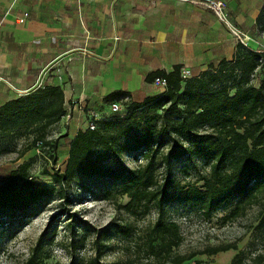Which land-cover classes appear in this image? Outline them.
Wrapping results in <instances>:
<instances>
[{
  "label": "trees",
  "instance_id": "1",
  "mask_svg": "<svg viewBox=\"0 0 264 264\" xmlns=\"http://www.w3.org/2000/svg\"><path fill=\"white\" fill-rule=\"evenodd\" d=\"M259 34H264V7L257 20ZM181 66L173 72L157 71L146 81L153 84L158 78L164 79L168 88L159 95L148 98L143 103H132L130 112L148 110L157 112L164 106L174 111L179 119L170 127L168 134L182 138L188 146L176 153L171 148L165 156L170 165L175 159L196 154L209 170L202 177V186L188 183L178 191L182 202L200 206L208 218L219 209L235 203V207L224 217V221L234 222L246 215L255 206L264 207V50L246 48L238 43L232 61L223 60L211 64L198 76H193V88L184 90ZM256 75L262 78L258 86L254 84ZM128 95L117 93L107 101L124 100ZM119 103V102H116ZM122 104V103H120ZM183 104L184 109L180 105ZM115 120L102 122L94 131H80L72 142L68 154L66 170L62 172L58 164V140L53 139V129L66 116L65 95L60 86H43L24 96H16L0 107V135L25 137L30 150L42 146L51 150L49 159L52 171L44 174L60 186L64 203L70 204L66 186L78 175L89 178H109L123 181L121 195L130 202L124 208L135 205H157L159 216L151 227L146 240L149 257L154 264H185L197 255H183L179 252L184 238L179 225L164 217L163 209L170 202L169 181L159 183L153 173L151 155L155 147L164 146L165 138L155 137V129L148 127L142 140L134 150L143 149L145 166L129 171L121 165L107 168L95 153L118 161L119 156L111 154L119 148L118 137L111 130L120 124L121 114ZM63 138V137H61ZM157 150V151H158ZM101 155V154H100ZM24 153L19 155V159ZM31 163H24L13 170L0 187V213L27 211L41 200L54 194L53 189L35 186L29 176ZM261 224V223H260ZM237 251L236 244H226L209 248L204 254L215 256L220 253ZM25 264H35L30 257ZM231 264H264V255L247 256L239 252Z\"/></svg>",
  "mask_w": 264,
  "mask_h": 264
},
{
  "label": "rangeland",
  "instance_id": "2",
  "mask_svg": "<svg viewBox=\"0 0 264 264\" xmlns=\"http://www.w3.org/2000/svg\"><path fill=\"white\" fill-rule=\"evenodd\" d=\"M224 4L225 16L229 21L228 6ZM222 24L229 30L227 25ZM229 33L238 42L230 30ZM247 37L250 38L251 49L264 50V34L257 31L253 37ZM215 62L217 65L219 60ZM261 78V75H256L255 86L259 85ZM192 81L189 79L184 83L185 91L193 88ZM122 101L117 102L122 103L120 114L123 118L111 130V134L118 137L119 144V148L114 147L111 154L115 157L118 155L119 159L107 158L101 153L102 149L95 153V157L101 159L107 168L121 165L129 171H135L147 163L143 149L134 150L142 140L144 131L153 127L155 137L165 138L163 147L159 150L158 146L155 147L151 161L159 183L169 181L171 185L170 202L163 212L167 220L176 223L181 229L184 242L179 252L197 255L185 264H231L241 251L252 257L264 255V207L255 206L244 217L230 222L223 219L235 207V203L219 209L208 218L200 206L182 202L178 191L188 183L202 186L201 179L209 170L195 153L175 159L170 165L165 162L164 154L171 148H176L178 153L188 146L185 140L165 130L166 126L177 122L179 116L169 109V105L157 112L148 110L147 114L141 111L131 113L133 102L130 99ZM113 103L109 101L106 107H101L102 112L107 113L103 114L106 122L115 120L113 118L117 116L110 113ZM180 107L184 109L183 104ZM90 122L87 118V128ZM61 133L60 126L54 128L52 137L58 140L57 168L64 172L68 148L67 140L61 141ZM25 139L0 135V184L18 166L30 162L29 176L35 186L53 189L54 194L27 211L0 213V264H25L32 256L35 264H154L145 244L151 227L158 219L159 206L140 204L126 210L124 207L130 199L120 194L122 180L83 175L76 176L66 186L64 194L68 195L71 202L64 203L59 192L60 186L44 174L45 171L53 170L49 159L51 150H43L42 146L30 150ZM21 153L24 156L19 159ZM226 244H236L238 250L215 256L204 254L209 248Z\"/></svg>",
  "mask_w": 264,
  "mask_h": 264
},
{
  "label": "crops",
  "instance_id": "3",
  "mask_svg": "<svg viewBox=\"0 0 264 264\" xmlns=\"http://www.w3.org/2000/svg\"><path fill=\"white\" fill-rule=\"evenodd\" d=\"M194 1L0 0V107L20 94L60 86L66 116L55 128L69 154L77 134L88 129V111L75 100L107 114L101 107L111 95L125 93L137 104L159 95L146 81L154 72L181 66L198 76L217 60H233L238 42ZM215 1L227 4L233 28L257 33L264 0Z\"/></svg>",
  "mask_w": 264,
  "mask_h": 264
},
{
  "label": "built area",
  "instance_id": "4",
  "mask_svg": "<svg viewBox=\"0 0 264 264\" xmlns=\"http://www.w3.org/2000/svg\"><path fill=\"white\" fill-rule=\"evenodd\" d=\"M193 3L213 12L222 23L228 26L231 33L236 37L238 43L242 44L246 48L249 47L250 38L244 35L242 32L238 31L237 29L233 28L228 22L227 17L225 16L226 5L223 2L215 0H198ZM181 77L183 80L190 79L192 77L191 70L183 69L181 72ZM153 86L160 90L161 93L165 92L168 88L167 82L161 78L156 79L153 83ZM125 100H129V98H126ZM73 105L81 110L88 111L89 119L91 121L88 126V129L92 131L96 129L98 122L106 120L103 114L87 109L85 105L79 100H75L73 102ZM122 109V104L114 103L111 105L110 113L120 114L122 112Z\"/></svg>",
  "mask_w": 264,
  "mask_h": 264
}]
</instances>
